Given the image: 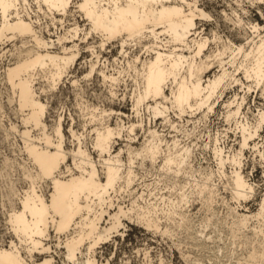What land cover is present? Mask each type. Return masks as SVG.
<instances>
[{
    "label": "bare ground",
    "instance_id": "bare-ground-1",
    "mask_svg": "<svg viewBox=\"0 0 264 264\" xmlns=\"http://www.w3.org/2000/svg\"><path fill=\"white\" fill-rule=\"evenodd\" d=\"M244 1L264 18V9L261 8L264 0ZM32 2L36 5V18L38 13L64 16L71 7L75 8L74 11L80 13L89 25L83 35L87 39L89 35H97L101 49L107 43L118 42L125 62L123 69H116L113 74H107L103 67L98 69L99 55H95L92 47L96 61L88 62L85 78L96 73L111 88L121 76H128L133 83L130 101L136 117L141 109H145L152 119L161 118L165 122L169 119V112H178L181 116L202 111L205 118L214 111L225 91L237 85L248 91L257 90L258 97L264 98V27L244 19L249 15L246 9L241 8L240 14L232 8L230 13L225 11L221 16V21L229 24L243 41L237 44L215 31L209 35L203 33L201 21L215 24L218 21L205 11L202 0ZM225 2L231 8L232 3L238 5L242 0ZM29 7L28 0H0V45L14 40L20 43V46H12L13 63L5 69L4 75L14 91L20 112L25 113L20 137L27 157L23 170L28 182L27 189L12 190L14 205L19 207L11 211L7 225L16 241L0 242V264H56L51 255L53 251L46 243L51 232L59 240L63 238L57 248L65 250V257L72 264H109L108 260L96 259V249L119 234L124 227L122 220H134L148 230L159 231V213L167 221L178 219L181 226L188 219L179 210L187 206L191 198H200L205 206L215 203L218 187L213 184L214 172L199 173V179L195 177L191 171L192 150L189 146L182 147L177 141L168 142L158 131L151 129L146 132L148 135L140 147L133 146L135 139L130 136L137 128H142L143 120L129 127L119 122L112 127L105 119L113 114L112 111L107 113L98 107H90L88 118L96 127L91 128L88 137L97 159L84 145V135L78 134L72 125L67 132L73 148H65L62 117L59 115L51 125L47 124L48 106L41 100L47 90L37 92L35 83L38 78H43L46 87L52 91L61 84L80 56L74 40L82 31L75 23L57 42L46 41L37 29ZM131 44L141 47L146 58L143 55L130 56L125 48ZM210 44L214 48H209ZM213 68L216 70L207 76ZM109 91L113 99L117 97L113 89ZM237 95L224 101L222 107L225 109L224 120L235 124L238 149L225 151L218 136L212 138L210 145L219 179L224 180V188L230 191L236 204L260 195L255 213H237L235 217L242 228L251 222L258 223L245 262L264 264V104L255 106L256 110L250 111V118L249 108L243 112L246 96ZM123 133L127 134V144L118 151L113 150L114 140L121 138ZM249 148L263 167L261 186L252 182L250 174L243 170L244 150ZM146 163L154 171L155 184L164 183V186L171 187L169 194H151L155 202H147L144 195H140L132 199L129 208L121 206L118 200L116 203L111 194L129 192L138 179L136 166L141 169ZM227 165L230 173L225 172ZM112 209L114 213H111ZM162 234H169L168 228ZM79 255L83 261H79Z\"/></svg>",
    "mask_w": 264,
    "mask_h": 264
},
{
    "label": "rangeland",
    "instance_id": "rangeland-1",
    "mask_svg": "<svg viewBox=\"0 0 264 264\" xmlns=\"http://www.w3.org/2000/svg\"><path fill=\"white\" fill-rule=\"evenodd\" d=\"M202 1L205 11L209 12L218 21L217 24L201 21L200 29H204L203 33L205 35H209L211 31H215L224 38L230 37L237 44L242 43L243 41L236 32L231 30L232 27L221 21L222 13L225 11L230 13L232 8L240 14L241 8L246 9L249 15L244 19H249L264 27V18H261L257 13V9L252 7L250 3L248 4L247 1L242 0V3H238V5L232 3L231 8L225 2H229V0ZM28 2H30L29 11L32 13L31 16L36 21L35 25L46 41L57 42V39L63 36L66 30L75 23L82 31L80 32L81 34L79 33L78 39L74 40V43H77L80 50V56L70 68L68 75L60 82L61 84L52 91L49 87H46L47 83L43 78H38L37 80H40H36L35 83L37 92H46L47 90L45 95H41V100L46 102L48 106L45 119L47 124L51 125L59 115L62 117L66 136V149L73 148V144H71L72 139L67 132L70 125H72L78 134L84 135V145L90 150L92 156L97 159V155L92 150L90 138L88 137L89 132L96 125L88 118V110L90 107L92 109L98 107V109L106 110L107 113L113 112L112 115L110 114L108 118H105L107 122L109 120L108 124L112 127H115L118 122L126 127H129L132 123L138 124L143 122L142 128H137L135 133L130 136L135 139L133 140L135 142L132 143L135 147H140L145 141L149 129L158 131L168 142L177 141L182 147L189 146L192 150L190 165L193 169L191 171L195 177L199 179V173L214 172L213 184L215 185L216 183V187H218L219 199L217 197L216 202L211 206L203 205L200 198L194 197L190 199L189 206L187 205L179 210L188 219L181 226L178 225V219L175 218L174 220L177 223L167 221L161 213H159V231L148 230L134 220H122L124 227L119 230L118 235L113 236L107 243L100 245L96 249V259L101 262L108 260L109 264H247L245 259L252 247L254 228H257L259 225L257 222H251L246 228H242L238 224L239 221L235 217V214L255 213L258 209L260 195L257 194L253 199H249L245 203L241 202L240 205L236 204L230 191L224 188V180L219 179L217 162L213 156L212 145L210 144H212V138L218 136L221 146L225 147V151L233 148L234 150L238 149V138L234 130L235 124H230L224 120L223 114L225 109L222 107V103L228 99H232L234 94H238V97L246 96L243 112H246L247 108H249L248 116L251 118L250 111L254 112L256 110L255 106L258 107L260 104H264V98L258 97L260 96L259 91L254 89L252 91L250 89L249 92L246 87L243 88L241 85H237L227 90V92L225 91L214 111L209 113L210 116L208 114L205 118L202 116V111L188 112L181 116L178 112H169V119L165 122L161 118L152 119L150 113L145 109H141L139 115L136 117L130 101L133 83L128 76H121L119 84L117 83L111 88L109 83L104 84L96 73L89 78H85V74L89 70L88 62H95V55H99L97 68L103 67V70L107 74L115 73L116 69H123L125 62L123 55L120 53L121 50L118 42L107 43L101 49L99 47L101 40L97 35H89L87 39V36H84L83 33L85 29L89 28L88 22L83 19L80 13L74 11L76 9L73 7L64 16L38 13V17L36 18V5L33 4L32 0H28ZM73 2H76V0H73ZM261 8L264 9V5H261ZM14 44L20 46L18 40H14L13 42L8 41L4 45H0V242H6V244L12 239V233L7 225V218L11 214V211L15 209L14 207L16 209L19 207L14 205L16 203L12 198V190L23 191L28 186L26 176L24 175L25 170H23L27 157L23 152V141L20 137V132L24 130L22 123L25 113L20 112L16 98L13 95L14 91L4 75L5 69L13 63L11 51ZM65 45L71 46L72 43H65ZM92 47L95 48L94 56H92L91 52ZM209 48H214V45L210 44ZM125 49L130 56L132 54L145 56L139 46L131 44ZM214 70L216 68H213L207 76H211ZM240 76L238 75V78ZM74 81L76 84H73ZM242 81L246 83L243 79ZM110 89H113V92L116 93V98H112ZM80 112H82L81 115ZM85 125L86 127H84ZM124 144H127V134L125 133H123L121 138L114 140L113 150L118 151ZM250 149L244 150L243 170L244 173L250 174L249 178L251 177L252 182L261 186L263 184V167L259 164V159L255 152ZM227 166L224 168L225 172L230 173L231 169ZM138 168L137 166L135 168L136 172H138L137 182L135 181L129 192L111 194L115 202L117 203L116 200L120 201L119 204L125 208H129L132 199H137L140 195H144L143 197L147 202H155L152 195H167L169 194L168 191L171 190L168 184H165L168 188L164 186V183L155 184L157 180L154 171L150 169L147 163L142 168L140 167L141 169ZM196 173L198 174L196 175ZM139 176L142 177L140 178ZM130 191L131 193L135 192L131 195ZM138 202L143 203V200L138 199ZM114 209L111 210V213H114ZM107 221L109 220L107 219ZM165 228H168L169 234L163 235L162 231ZM12 240L16 241V239ZM61 240L63 238L59 240V237H56L55 233H50V238L46 243L53 251L51 255L56 260V264H72L65 257V250L57 248ZM78 257L80 258L81 256L79 255ZM81 260L82 258L79 259V261Z\"/></svg>",
    "mask_w": 264,
    "mask_h": 264
}]
</instances>
